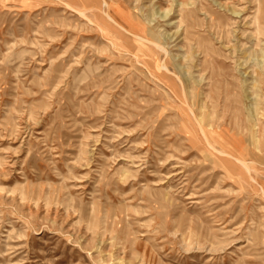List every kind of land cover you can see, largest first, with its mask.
<instances>
[{
    "label": "rangeland",
    "instance_id": "374dc122",
    "mask_svg": "<svg viewBox=\"0 0 264 264\" xmlns=\"http://www.w3.org/2000/svg\"><path fill=\"white\" fill-rule=\"evenodd\" d=\"M106 1L0 0V264H264V0Z\"/></svg>",
    "mask_w": 264,
    "mask_h": 264
},
{
    "label": "bare ground",
    "instance_id": "6f19581e",
    "mask_svg": "<svg viewBox=\"0 0 264 264\" xmlns=\"http://www.w3.org/2000/svg\"><path fill=\"white\" fill-rule=\"evenodd\" d=\"M103 2H105V4L107 3V1L106 0H103ZM153 15V14H152ZM152 15H150L149 16V18H148V21L150 22V23H153L155 20H154V18L152 17ZM168 14H164L162 17H166ZM107 17L111 20V21H113V22H115V20L112 18V16L110 15V14H107ZM137 37H139V38H142V37H140L139 35H136ZM143 40V39H142ZM157 46H159L160 48H162V49H164L159 43H155ZM187 106V105H186ZM190 109V108H189ZM192 112V111H191ZM193 113V112H192ZM249 114H250V116H251V118H252V120H253V122H255V120H256V118H255V115H254V113H253V111H251V109L249 110ZM246 124V123H245ZM255 126V125H254ZM242 127H244V126H242ZM244 131H246V135H247V138L246 139H248L247 140V144L245 145V147H244V152H245V154H246V157H250V159H248V158H246L245 160L244 159H242V158H240L239 156H233L232 155V153L231 152H229V151H219V150H217L216 148H214V150H216V152H218V153H220V154H223V155H226V156H230V157H232L233 159H235L236 161H238L247 171H250L251 170V162H253V161H255L256 159H257V151H256V149H258V147L257 146H254L253 147V145H252V142H251V137H250V132H249V130H248V128L247 127H244ZM203 136H205V138H206V140H207V143L212 147L213 145H212V143H211V132H208L207 130H205V129H203ZM218 137H220L219 136V134H218ZM261 139V138H260ZM227 146V145H226ZM228 148V147H227ZM231 148V147H230ZM229 149V148H228ZM227 149V150H228ZM235 150V149H234ZM235 153H236V151H235ZM254 159V160H253ZM256 170V169H255ZM254 170V171H255ZM262 190V189H261ZM264 193V192H263Z\"/></svg>",
    "mask_w": 264,
    "mask_h": 264
}]
</instances>
